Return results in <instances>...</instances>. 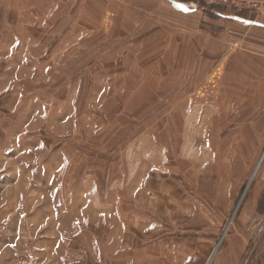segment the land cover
<instances>
[{
    "label": "rangeland",
    "instance_id": "1",
    "mask_svg": "<svg viewBox=\"0 0 264 264\" xmlns=\"http://www.w3.org/2000/svg\"><path fill=\"white\" fill-rule=\"evenodd\" d=\"M203 20L0 0V264H264V35Z\"/></svg>",
    "mask_w": 264,
    "mask_h": 264
},
{
    "label": "crops",
    "instance_id": "2",
    "mask_svg": "<svg viewBox=\"0 0 264 264\" xmlns=\"http://www.w3.org/2000/svg\"><path fill=\"white\" fill-rule=\"evenodd\" d=\"M159 2L166 3L175 13L180 16H200L203 15V21L208 23L211 19L218 21V23L225 27V31L228 35L234 30L246 29L249 35H264V22L255 19L249 12H221L216 9H208L207 15H204V11L201 9L199 3L195 1H185V0H158ZM207 19L208 21H206ZM242 35H248L243 33ZM236 39H238L236 37ZM227 58V57H226ZM225 59V58H224ZM225 63L220 64V68L216 70L217 75H221L224 69ZM222 69V70H221Z\"/></svg>",
    "mask_w": 264,
    "mask_h": 264
},
{
    "label": "built area",
    "instance_id": "3",
    "mask_svg": "<svg viewBox=\"0 0 264 264\" xmlns=\"http://www.w3.org/2000/svg\"><path fill=\"white\" fill-rule=\"evenodd\" d=\"M218 2L229 7H236L240 10L248 8L255 12L264 13V0H220Z\"/></svg>",
    "mask_w": 264,
    "mask_h": 264
}]
</instances>
